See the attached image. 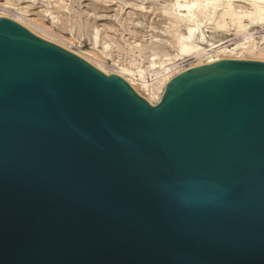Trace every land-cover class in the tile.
I'll list each match as a JSON object with an SVG mask.
<instances>
[{
  "label": "water",
  "instance_id": "95a60500",
  "mask_svg": "<svg viewBox=\"0 0 264 264\" xmlns=\"http://www.w3.org/2000/svg\"><path fill=\"white\" fill-rule=\"evenodd\" d=\"M0 264H264V62L150 105L0 16Z\"/></svg>",
  "mask_w": 264,
  "mask_h": 264
},
{
  "label": "rangeland",
  "instance_id": "374dc122",
  "mask_svg": "<svg viewBox=\"0 0 264 264\" xmlns=\"http://www.w3.org/2000/svg\"><path fill=\"white\" fill-rule=\"evenodd\" d=\"M9 1L14 7L8 14L23 12V27L75 55H82V59L98 70V65L104 63L105 72L100 71L106 75L111 73V64L115 61L129 66L135 60L147 66L146 57L150 54L154 58L153 68H159L169 61L185 66L195 61L191 53L180 51L178 34H187V29L185 23L177 19L179 14L170 10L171 0ZM4 2L6 0H0V3ZM231 4L237 10L248 8L246 0H231ZM202 22L196 31L199 45L209 47V43L221 42L226 49H230L237 43L247 42L246 47L254 45L255 49L251 54L242 51L241 56L264 62V26L261 24H254L248 33H241L236 31L229 19L222 31L215 30L214 23L208 25L207 20ZM249 33L251 37H247ZM235 56L227 53L226 58ZM137 89L146 96L144 91ZM155 104L154 101L151 105Z\"/></svg>",
  "mask_w": 264,
  "mask_h": 264
},
{
  "label": "bare ground",
  "instance_id": "6f19581e",
  "mask_svg": "<svg viewBox=\"0 0 264 264\" xmlns=\"http://www.w3.org/2000/svg\"><path fill=\"white\" fill-rule=\"evenodd\" d=\"M171 1L173 2L172 4H170V10L176 11L179 14L177 19L184 22V25L187 29V34H178V38L181 43L180 51L183 53H191L195 57V61L193 63H190L188 66L179 65V62L177 63L169 61L167 63L161 64L159 68H153L155 64L154 58L152 57L153 54H150L148 57H146L147 66H144L143 64L141 65L140 62L135 60L131 61L129 66L120 64L116 61L111 64V73H115L122 77L130 85L133 91L144 98L150 105L154 101L155 103H158L161 100V97L169 81L175 75L188 69L189 67H194L201 62L213 59H244L241 56L242 51H245L249 54L254 51V45L246 47L247 44L245 45V43L247 42L237 43L230 49H226V45L221 42L212 44L209 43V47L199 45V42H196V38L198 37L196 35V31L199 29L201 23H203L202 21L207 20L208 25H212V23H214L215 30L220 31L224 30L227 27L228 19L229 22L233 26H235L236 31L238 32L244 31L248 33V29L250 30V27H253L252 25L254 24H261V26H264V0H246L248 2L247 10H237V8H235L231 4V0H225L224 2L222 0ZM13 7L14 5L9 0H6V2L4 3H0V16L10 18L17 23L25 25V22L21 20L23 18V12H14V14L12 15L8 14V11L12 10ZM218 8H221L219 12H217ZM16 11L19 10L17 9ZM166 11L167 10H165V12ZM181 12L184 13L182 14ZM199 13H201V16ZM30 23H32V21ZM247 37H251V34L250 36L247 35ZM200 39H202V36H200ZM227 53H233L236 56L232 58H226ZM77 55H79L80 58L82 57V55L78 53ZM103 65L100 64L98 66L100 70L105 72V70L103 69ZM137 87L141 91H144L146 96L142 95Z\"/></svg>",
  "mask_w": 264,
  "mask_h": 264
}]
</instances>
